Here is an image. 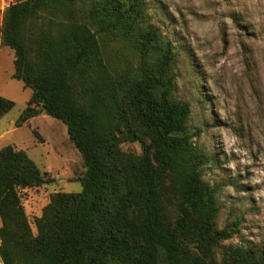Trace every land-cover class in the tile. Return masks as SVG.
Segmentation results:
<instances>
[{
    "label": "trees",
    "instance_id": "1",
    "mask_svg": "<svg viewBox=\"0 0 264 264\" xmlns=\"http://www.w3.org/2000/svg\"><path fill=\"white\" fill-rule=\"evenodd\" d=\"M139 1L22 0L0 12L11 78L31 91L15 126L41 112L60 121L85 166L81 191L51 195L34 235L19 192L50 181L23 150L0 148L2 264H264V243L215 258L232 232L215 225L208 157L172 97L171 44ZM108 40L125 42L137 65L119 68ZM13 106L0 96V117ZM125 142L140 154L123 152Z\"/></svg>",
    "mask_w": 264,
    "mask_h": 264
},
{
    "label": "rangeland",
    "instance_id": "2",
    "mask_svg": "<svg viewBox=\"0 0 264 264\" xmlns=\"http://www.w3.org/2000/svg\"><path fill=\"white\" fill-rule=\"evenodd\" d=\"M17 1L0 0V12ZM137 7L171 44L172 97L188 107L187 130L208 157L202 178L216 192L215 225L232 232L215 258L229 247L257 250L264 243V0H140ZM107 42L119 68L137 65L125 42ZM13 61V51L0 47V96L14 103L0 117V148L23 150L50 181L19 192L36 235L34 221L51 195L81 191L85 166L60 121L41 112L15 126L31 91L11 78ZM120 148L141 152L138 143ZM174 205L171 198L167 216Z\"/></svg>",
    "mask_w": 264,
    "mask_h": 264
}]
</instances>
